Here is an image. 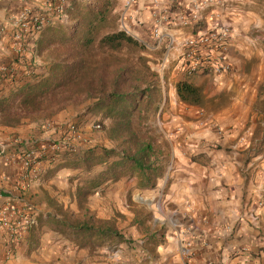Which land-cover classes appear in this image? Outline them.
<instances>
[{"label":"crops","instance_id":"obj_1","mask_svg":"<svg viewBox=\"0 0 264 264\" xmlns=\"http://www.w3.org/2000/svg\"><path fill=\"white\" fill-rule=\"evenodd\" d=\"M46 1L0 0V66L9 69L0 81V103L62 62L68 35L62 28L73 15L68 12L67 18H53L40 33L28 36L23 50L16 48L17 16ZM172 2L146 0L141 21L155 25ZM179 2V20L161 39L168 42L165 67L178 60L182 65L184 42L195 29L185 27L180 16L191 18L193 5L203 4L199 28L231 30L227 60L232 71L190 78L198 86L210 85L206 99L216 106L184 103L177 74L181 79L169 85L160 113L163 138L154 147L163 171L154 176L155 185L142 188L140 176L124 177L102 185L86 200L79 189L88 174L84 177L81 169L59 158L53 165L42 161L33 174L19 159L20 141L60 139L66 114L46 121L0 122V210L16 204L35 217L20 240L0 226V264H264V0ZM105 169L98 165L96 174ZM92 221L114 224L124 241L98 240L95 247L77 242L73 230Z\"/></svg>","mask_w":264,"mask_h":264},{"label":"rangeland","instance_id":"obj_2","mask_svg":"<svg viewBox=\"0 0 264 264\" xmlns=\"http://www.w3.org/2000/svg\"><path fill=\"white\" fill-rule=\"evenodd\" d=\"M73 6L76 7V11L71 16L70 24L67 25L68 32H83L89 24L91 14L89 10H92L93 7L106 8L107 6L108 12L102 24L103 34L125 31L138 40L140 46H125L123 49L114 50L96 43L90 48H86V53L80 54L78 49L75 50L78 46L74 45L75 48L72 49L68 48L67 43H62V47L66 48L63 51L62 62L76 58H81L85 62L84 71L79 72L82 78L78 80L65 79V85L60 86L46 99H43L38 107L25 110V107L17 101L11 108H7L6 112L0 111L1 123H20L23 120L46 121L66 114L67 123L63 125L65 127L63 136L61 135L60 139L49 142L62 140L67 135L68 126L75 125L82 135L80 139L73 142L77 149L81 148L82 151H88L102 147H115L114 150L122 153L131 148L132 145L128 140L129 135L125 131L126 126L121 121L122 119L106 117L107 109L103 108L102 100L109 98L110 94L120 93L130 96L137 94L135 90L137 85L146 88L151 83L157 84L161 88L162 95L154 97L155 100H158L157 104H145L142 110L136 112L131 119L132 130L137 132V138L151 141L155 145L162 142L163 135L160 131L162 115L160 113L164 111L162 108L164 98L168 97L170 93L169 85H172L175 79L180 78L177 74L181 75L182 78L177 87L180 83L188 82L200 89V104L186 103L187 105L204 108L216 106L214 100L206 99L208 91L212 90L210 85L204 83L202 86H198L191 82L190 78L195 75L188 76L182 68L183 64H180V60L174 62L175 64L169 68L164 65L168 42H161V39L168 30L173 28L175 21L179 20L177 18L179 17L178 11L182 8L179 0H173L170 10L167 8L161 10L163 16L156 20L155 25H146L140 19V12L142 13L147 8L146 0H138L131 9L125 7V0H73L70 8ZM197 24L199 22L184 26L196 29ZM174 72L175 76H173ZM95 124H100L101 129H95ZM79 144H81L80 147ZM81 170L84 177L88 174L83 179V186L88 179L97 175L95 166L90 171ZM92 223L100 226V223L96 224L94 221ZM76 238L77 242L81 244L88 241L92 247L100 243H97L96 237L87 240V236L76 235Z\"/></svg>","mask_w":264,"mask_h":264},{"label":"trees","instance_id":"obj_3","mask_svg":"<svg viewBox=\"0 0 264 264\" xmlns=\"http://www.w3.org/2000/svg\"><path fill=\"white\" fill-rule=\"evenodd\" d=\"M74 8V9H73ZM73 9V10H72ZM88 7L86 8V10ZM73 11V12H72ZM76 7L69 8L68 13L74 14ZM108 7L94 8L89 10L90 18L87 29L81 31H67V26L62 28L67 31V39L65 43L68 48H75L76 51L86 53V48L98 43L102 47H108L114 50L123 49L125 46H140L138 40L130 36L125 31L103 34V22L107 15ZM89 16V14H88ZM87 16V17H88ZM86 18V17H85ZM81 25V23H80ZM78 24V27L80 26ZM194 32L202 30L197 24ZM71 46V47H69ZM71 60V59H70ZM85 62L83 59L61 62L54 66L51 74L42 77L37 83H30L13 92L7 98L1 100L0 111L6 112L7 108H11L17 101L25 107V110L32 107H38L43 99L52 94L57 88L65 85V79H81L79 72L84 71ZM137 94L127 96L120 93H112L109 98L102 100L103 108L107 109L106 117L122 119L128 132V140L132 147L120 153L117 150L91 149L82 151L74 145L65 147L63 152L54 154L57 160H66V165L74 169H83L86 171L93 170L94 166L105 164L106 169L96 176L88 179L85 185L79 189L82 200L89 195L94 194L95 190L109 181H118L124 177L140 176L143 180L140 185L142 188H151L154 176L162 173L160 154L155 150L154 143L148 140L137 138V132L132 130L131 119L133 115L142 110L145 104H157L155 96L162 95L161 88L154 83L148 84L146 88L139 85L135 87ZM178 95L181 100L188 104H200V89L189 84L188 82L180 83L177 87ZM120 109V110H119ZM124 119V120H123ZM18 124V123H5ZM120 128V127H118ZM123 130V129H122ZM139 139V140H138ZM56 160V161H57ZM56 162H53V165ZM75 236L84 235L89 238L98 237L100 244L120 243L124 241L123 235L116 229L115 225L110 222H102L100 226L88 225L73 230Z\"/></svg>","mask_w":264,"mask_h":264},{"label":"built area","instance_id":"obj_4","mask_svg":"<svg viewBox=\"0 0 264 264\" xmlns=\"http://www.w3.org/2000/svg\"><path fill=\"white\" fill-rule=\"evenodd\" d=\"M73 0H48L40 9L27 7L16 18L19 29L15 34L16 48L23 50L24 41L28 36L40 33L44 27L53 20L67 18V10ZM138 0H125V7L131 9ZM155 1V0H153ZM194 12L191 18L180 16L183 25L200 22V12L203 4L193 5ZM231 30L228 26H219L212 31L198 30L184 42V51L181 55L184 70L188 76L199 73H212L215 75L228 74L232 71V64L227 60L228 44ZM9 69L0 66V81L6 79ZM95 129H101L100 124L94 125ZM67 135L57 142L41 143L40 141H20L22 150L19 154L23 166L29 173L36 174L40 170L42 161H49L51 165L56 162L54 154L63 152L67 145L73 146V142L81 138L75 125L68 126ZM16 155L7 157L8 161L14 160ZM35 224V217L29 209L21 208L16 204H7L0 210V226L8 231L10 238L22 239ZM184 253L190 255L189 248Z\"/></svg>","mask_w":264,"mask_h":264}]
</instances>
